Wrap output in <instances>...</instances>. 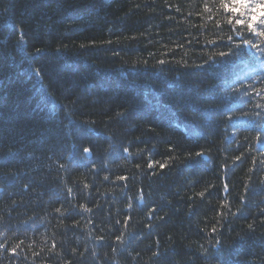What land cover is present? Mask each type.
Wrapping results in <instances>:
<instances>
[{
  "label": "trees",
  "instance_id": "1",
  "mask_svg": "<svg viewBox=\"0 0 264 264\" xmlns=\"http://www.w3.org/2000/svg\"><path fill=\"white\" fill-rule=\"evenodd\" d=\"M223 2L0 0V264H264V38Z\"/></svg>",
  "mask_w": 264,
  "mask_h": 264
},
{
  "label": "snow or ice",
  "instance_id": "2",
  "mask_svg": "<svg viewBox=\"0 0 264 264\" xmlns=\"http://www.w3.org/2000/svg\"><path fill=\"white\" fill-rule=\"evenodd\" d=\"M223 7L236 16L245 15L246 19H236L235 23L246 27L251 35L264 38V0H224ZM244 43L251 45L254 49L260 48V45L254 44L251 40H245ZM160 63H164V61H160ZM83 151L91 154L90 148H84ZM161 167H164V165H161ZM11 251L15 253L16 250L13 248Z\"/></svg>",
  "mask_w": 264,
  "mask_h": 264
}]
</instances>
